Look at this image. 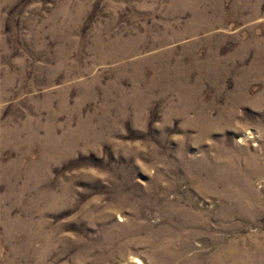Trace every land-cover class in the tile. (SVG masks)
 <instances>
[{
  "label": "rangeland",
  "instance_id": "1",
  "mask_svg": "<svg viewBox=\"0 0 264 264\" xmlns=\"http://www.w3.org/2000/svg\"><path fill=\"white\" fill-rule=\"evenodd\" d=\"M235 255L264 264V0H0V264Z\"/></svg>",
  "mask_w": 264,
  "mask_h": 264
},
{
  "label": "bare ground",
  "instance_id": "2",
  "mask_svg": "<svg viewBox=\"0 0 264 264\" xmlns=\"http://www.w3.org/2000/svg\"><path fill=\"white\" fill-rule=\"evenodd\" d=\"M226 258L225 259H227L228 260V254H226V255H224ZM230 257V256H229ZM231 258H232V260L234 261V262H236V264H248L247 263V261H245V260H243V257L242 256H231ZM232 261V262H233ZM216 263H218V261H215V264Z\"/></svg>",
  "mask_w": 264,
  "mask_h": 264
}]
</instances>
